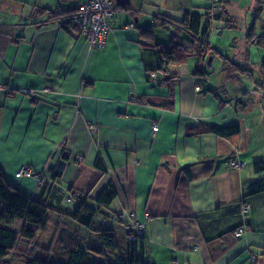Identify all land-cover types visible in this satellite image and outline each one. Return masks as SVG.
I'll return each mask as SVG.
<instances>
[{
  "label": "crops",
  "instance_id": "1",
  "mask_svg": "<svg viewBox=\"0 0 264 264\" xmlns=\"http://www.w3.org/2000/svg\"><path fill=\"white\" fill-rule=\"evenodd\" d=\"M85 1L0 0V169L6 180L65 213L74 211V195L86 197L97 209L92 229L112 230L116 239L127 240L131 224L126 217L115 222L117 214L134 213L136 220L148 214L141 249L150 264H251L254 256L260 264L264 7L257 0H218L212 21L206 18L213 0H112L102 50L35 14L76 11ZM188 13L200 14L201 28L208 26L211 56L159 69L156 53L140 44L141 30L152 27L155 42L174 41L189 51L194 39L188 33L160 25ZM196 70L205 77H195ZM28 90L40 93L32 98ZM170 92L172 109L141 100ZM245 95L249 105L241 109L237 101ZM233 125L240 128L236 142L189 136ZM230 161L245 167L231 170ZM23 168L32 176L18 178ZM109 186L115 198L99 206L95 200ZM47 219L44 244L96 245L97 235L62 215L48 213ZM16 225L20 230L22 221ZM238 227L245 230L235 238ZM89 260L111 262L108 252L91 253Z\"/></svg>",
  "mask_w": 264,
  "mask_h": 264
},
{
  "label": "trees",
  "instance_id": "2",
  "mask_svg": "<svg viewBox=\"0 0 264 264\" xmlns=\"http://www.w3.org/2000/svg\"><path fill=\"white\" fill-rule=\"evenodd\" d=\"M257 2L264 7V0H257ZM77 10L68 12L61 8H57L55 11L41 9L36 10L35 14L40 17L46 15L48 22L56 23L59 28L65 31H77L81 34V29L72 24V22L61 24L63 20L73 16ZM210 11L211 8L206 19L209 18ZM207 22L209 21L207 20ZM201 23L202 16L197 13L185 14L180 21L165 20L160 23L163 27H169L166 26V24H169L177 30L188 33L194 39L189 51L174 41L168 45L155 42L152 27L141 30L140 44L144 48L151 49L156 53L159 61V69H163L169 65L184 64L190 57L196 55L208 58V56H211L206 51V48H208L209 28L208 26L201 28ZM250 32V40H252L256 37L254 36V26ZM262 67L264 73V63ZM194 76L203 79L205 73L196 70ZM260 87L264 89V76L261 80ZM246 98H248V95L243 96V98L237 101L241 109H245L249 105L247 103L249 101ZM141 100L152 106L167 107L169 109H172L174 106L172 92L165 98L142 97ZM206 133L217 135L231 142H236L240 135V128L238 125L210 127L208 129H200L189 134V136ZM63 158L66 159L67 156L63 155ZM64 165V163H60L59 167L63 168ZM256 166L258 169V164ZM115 195V190L112 186H109L99 194L95 202L99 206H109L114 200ZM74 197L76 203L74 211L65 213L64 210L51 206L42 197L33 200L23 194L17 187L8 183L0 169V264H52L51 261H53V258L65 259V264H90L89 254L104 256V252L109 253L110 264H150L142 253L141 241L143 238L131 241L129 239L131 232L128 226L126 249L121 251L117 244L115 233L112 230L94 231L92 229V223L97 214V209L87 205L86 197L76 195ZM48 213L60 214L79 227L94 233L97 235L96 244L98 243V245L85 247L83 245H75V242H72L73 240L62 244L59 239L60 236L58 237L59 242L50 241L47 245L44 244L42 232L49 225L47 219ZM17 220L22 221L20 230H17ZM115 222L117 221L115 220ZM239 228L241 227H238L233 232V235ZM242 228L245 230L244 227ZM262 255H264V251ZM254 259L255 262L251 264H259L258 257L254 256Z\"/></svg>",
  "mask_w": 264,
  "mask_h": 264
},
{
  "label": "built area",
  "instance_id": "3",
  "mask_svg": "<svg viewBox=\"0 0 264 264\" xmlns=\"http://www.w3.org/2000/svg\"><path fill=\"white\" fill-rule=\"evenodd\" d=\"M218 10V0H213L209 20L213 21V18L216 16ZM115 8L113 6L112 0H86L80 7L77 12L62 21L61 24H67L72 22L75 26L81 29V35L86 39L90 48L96 50H102L107 42L108 35L110 34L109 21L112 20ZM132 27V25H129ZM169 30V28H167ZM199 88H197V91ZM43 93H46L47 90H43ZM27 95L32 98H36L40 92L34 90L26 91ZM97 126H92L95 129ZM157 131V127L153 128V132ZM245 167V163L241 161H230L229 169L231 170H241ZM18 178L31 177L32 171L28 168H23L16 173ZM243 214L247 216L248 206L243 208ZM125 217L131 220L130 232L131 236L129 239L134 241L139 238H143L146 227V220L148 214L143 218L138 220L135 219L134 213H129L126 216L122 214H117L115 220L117 222H123ZM244 229L241 227L235 232V237L239 238L242 236ZM255 259L251 260V263H254Z\"/></svg>",
  "mask_w": 264,
  "mask_h": 264
},
{
  "label": "rangeland",
  "instance_id": "4",
  "mask_svg": "<svg viewBox=\"0 0 264 264\" xmlns=\"http://www.w3.org/2000/svg\"><path fill=\"white\" fill-rule=\"evenodd\" d=\"M116 241H117V244L119 245L121 251H124L126 249V245H127L126 238L124 236H118L117 239H116ZM96 245H98V243ZM101 260H104V258L101 259ZM51 263L54 264L55 262L51 261ZM260 264H264V258H261L260 259Z\"/></svg>",
  "mask_w": 264,
  "mask_h": 264
},
{
  "label": "water",
  "instance_id": "5",
  "mask_svg": "<svg viewBox=\"0 0 264 264\" xmlns=\"http://www.w3.org/2000/svg\"><path fill=\"white\" fill-rule=\"evenodd\" d=\"M211 61V58H210V60H209V62Z\"/></svg>",
  "mask_w": 264,
  "mask_h": 264
}]
</instances>
